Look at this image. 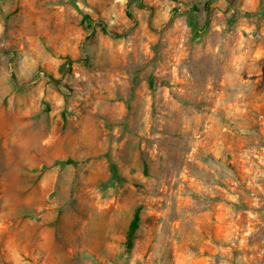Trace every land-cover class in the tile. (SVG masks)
I'll use <instances>...</instances> for the list:
<instances>
[{"label":"rangeland","instance_id":"rangeland-1","mask_svg":"<svg viewBox=\"0 0 264 264\" xmlns=\"http://www.w3.org/2000/svg\"><path fill=\"white\" fill-rule=\"evenodd\" d=\"M205 1L0 0V264H264V0Z\"/></svg>","mask_w":264,"mask_h":264},{"label":"trees","instance_id":"trees-1","mask_svg":"<svg viewBox=\"0 0 264 264\" xmlns=\"http://www.w3.org/2000/svg\"><path fill=\"white\" fill-rule=\"evenodd\" d=\"M209 3H210V0H206L204 2L203 7H204L205 11L208 10ZM126 14L129 18H131L133 20L132 15L128 11ZM81 20H82V24L84 25L85 29L89 31V34L90 35L94 34L95 27L92 24L91 17L88 14L83 13ZM206 24H207V21L202 26V28H203L202 30H199L195 27L193 28V38L194 39L199 38L200 32L204 31ZM97 25L100 28L102 33L108 34V35L113 36V37H120V36H123L125 34V33L116 32V31L109 29L106 26V24L103 22H98ZM68 62H71V60L68 59ZM69 162H70L69 160L57 161L58 164H65V163H69ZM139 223H140V207L137 206L133 210L132 217L128 223V227H127V230L125 233L123 248L126 251H129L133 247V243H134V239H135V235H136V231L138 229Z\"/></svg>","mask_w":264,"mask_h":264}]
</instances>
